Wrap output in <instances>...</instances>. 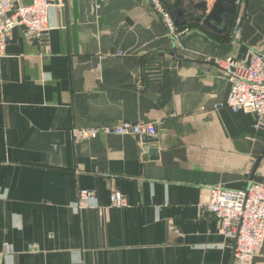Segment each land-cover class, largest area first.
Instances as JSON below:
<instances>
[{"label":"crops","instance_id":"crops-1","mask_svg":"<svg viewBox=\"0 0 264 264\" xmlns=\"http://www.w3.org/2000/svg\"><path fill=\"white\" fill-rule=\"evenodd\" d=\"M47 1L43 39L16 26L0 59V264H231L206 188L264 183V124L212 109L229 91L216 61L264 57V0L237 4L226 33L177 39L144 0ZM120 121L154 124L156 158L130 135H69ZM81 189L95 201L76 210Z\"/></svg>","mask_w":264,"mask_h":264},{"label":"built area","instance_id":"built-area-1","mask_svg":"<svg viewBox=\"0 0 264 264\" xmlns=\"http://www.w3.org/2000/svg\"><path fill=\"white\" fill-rule=\"evenodd\" d=\"M160 20L168 36L177 39L188 32L187 27L177 28L173 25L168 11L160 0H144ZM242 0H235V5ZM47 0H29L21 4L20 0H0V59L4 56L5 46L11 30L20 26L27 38L42 40L46 34ZM53 5V4H52ZM56 6L60 7L57 2ZM99 4L93 5L97 11ZM233 38L239 33V19H235ZM223 77L229 83L226 98L214 105L212 109H229L254 113L264 124V57L250 54L248 59L235 60L231 57L216 61ZM74 144L100 135L152 138L155 135L153 123L120 121L113 125L91 128H72L69 131ZM93 190L81 189L77 192L74 207L82 210L93 206ZM126 206L125 196L111 190L108 194V207ZM205 209L219 225L222 237L232 243V264H251L264 238V183L250 182L242 190H226L220 186L206 188ZM6 251V249H4Z\"/></svg>","mask_w":264,"mask_h":264},{"label":"water","instance_id":"water-1","mask_svg":"<svg viewBox=\"0 0 264 264\" xmlns=\"http://www.w3.org/2000/svg\"><path fill=\"white\" fill-rule=\"evenodd\" d=\"M160 1L168 11L175 27H181L188 23H196L220 34L229 31L236 9L235 0H213L209 9L206 7V0H199L194 4L192 3V0H173L172 2L165 0ZM141 143V150L143 151L142 158H156L157 151L154 140L143 136L141 137ZM263 154L264 142L261 151L252 166L250 176L261 160Z\"/></svg>","mask_w":264,"mask_h":264},{"label":"bare ground","instance_id":"bare-ground-1","mask_svg":"<svg viewBox=\"0 0 264 264\" xmlns=\"http://www.w3.org/2000/svg\"><path fill=\"white\" fill-rule=\"evenodd\" d=\"M171 18V17H170ZM172 20V19H171ZM172 23H173V21H172ZM173 25H174V23H173Z\"/></svg>","mask_w":264,"mask_h":264}]
</instances>
